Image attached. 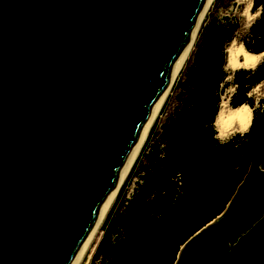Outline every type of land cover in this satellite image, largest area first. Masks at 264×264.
I'll return each mask as SVG.
<instances>
[{
	"label": "water",
	"instance_id": "water-1",
	"mask_svg": "<svg viewBox=\"0 0 264 264\" xmlns=\"http://www.w3.org/2000/svg\"><path fill=\"white\" fill-rule=\"evenodd\" d=\"M205 2L0 0V264L79 263ZM173 264H264V168Z\"/></svg>",
	"mask_w": 264,
	"mask_h": 264
},
{
	"label": "trees",
	"instance_id": "trees-1",
	"mask_svg": "<svg viewBox=\"0 0 264 264\" xmlns=\"http://www.w3.org/2000/svg\"><path fill=\"white\" fill-rule=\"evenodd\" d=\"M258 5L264 0H254V10ZM235 28L220 21L207 25L188 67L181 106L164 126L126 204L123 233L111 244L108 264H173L180 246L231 203L251 165H264V99L253 108L250 131L225 143L213 136L221 93L230 83L220 86ZM243 43L251 52L264 49V9ZM262 79L264 58L255 71L237 69L231 82L239 88L230 104L252 106L254 98L245 93Z\"/></svg>",
	"mask_w": 264,
	"mask_h": 264
},
{
	"label": "rangeland",
	"instance_id": "rangeland-1",
	"mask_svg": "<svg viewBox=\"0 0 264 264\" xmlns=\"http://www.w3.org/2000/svg\"><path fill=\"white\" fill-rule=\"evenodd\" d=\"M245 3L246 0H242V2L240 3H237V0H214L213 4L208 9L201 25V28L199 30V33L197 35L194 47L186 63L181 69L180 74L173 86L170 95L165 101V104L163 105L160 114L156 118L149 132L147 140L144 143V146L140 151L132 169L130 170L124 183L120 187L118 195L113 205L111 206L82 264H108L107 260L111 244L123 233L126 215V204L128 200H130L133 196L137 184L141 180V176L144 173V170L148 164L149 156H151L153 151L156 149L158 143L161 141L162 130L164 126L169 122V120L175 114L176 110L181 106V101L183 98V84L187 78L188 67L193 62L196 47L201 42L207 25L210 22L212 23L213 21H220L230 24L232 26H236L233 37L236 38L237 43L243 41L249 30V27H245L244 16L241 15V12L245 7ZM251 11H256L253 8V4ZM229 82L230 83L223 88V91L221 93V95H223L224 99L226 100H228L229 96V94L226 92V89L232 83L231 81ZM259 92H264V85L261 86ZM259 92L253 93L252 97L254 98V101L255 97L259 95ZM261 98L264 99V96H260V99ZM228 104L231 105L230 100ZM238 132L239 131H236L234 132V134ZM234 134H230V137ZM257 166L264 168L263 164L259 162H254L251 165L249 172L244 179H246L252 172L253 168ZM230 204H228V206L226 207L227 209L229 208Z\"/></svg>",
	"mask_w": 264,
	"mask_h": 264
},
{
	"label": "clouds",
	"instance_id": "clouds-1",
	"mask_svg": "<svg viewBox=\"0 0 264 264\" xmlns=\"http://www.w3.org/2000/svg\"><path fill=\"white\" fill-rule=\"evenodd\" d=\"M242 2V0H237V3ZM254 0H246L245 7L243 8L241 15L245 18V27H250L256 18L260 16L261 10L264 9V5H258L255 12L251 11L252 4ZM225 52L227 53L225 63H223L222 68L227 75L224 76L223 80L220 81V86L223 87L224 81H232L234 79V73L237 69H251L255 71L258 64L261 62V59L264 58V49L259 52H250L248 51L243 41L237 43L235 37L227 44L225 47ZM243 59H240V57ZM231 69V71H229ZM264 85V79L258 81L252 88H250L245 95L253 96V93H258L261 86ZM239 88V83H231L226 92L229 94L228 100L224 99L221 95L219 104L221 105L220 111L223 110V106L229 103L231 95L236 92V89ZM260 96H264V92H259V95L255 97L254 104L250 106L246 101H242L235 108L230 110V114L227 117V120L224 122L222 127L217 128L213 136L220 143H225L229 138L230 134L239 131L241 135L245 132L250 131L251 123L254 118V107H260ZM233 120L239 121V127L233 128Z\"/></svg>",
	"mask_w": 264,
	"mask_h": 264
},
{
	"label": "bare ground",
	"instance_id": "bare-ground-1",
	"mask_svg": "<svg viewBox=\"0 0 264 264\" xmlns=\"http://www.w3.org/2000/svg\"><path fill=\"white\" fill-rule=\"evenodd\" d=\"M213 2H214V0H206L205 4L201 10V13H200L195 25H194V28H193V30H192V32H191V34L187 40V43H186V45H185V47L181 53V56H180L176 66H175V69L170 76L168 84H167L164 92L162 93L161 97L159 98L158 102L156 103V105L154 106L153 110L151 111V113L149 115V118H148L147 123L145 125V128L143 130V133H142V135H141V137H140V139H139V141L135 147V150H134L132 157L128 163V166L125 170V173H124L123 177L120 179L119 183L117 184V186H116L113 194L111 195L109 201L105 205L103 213H102L101 218L99 220L98 226H97L96 230L94 231V233L92 234V236L90 237V239L85 244L82 256H81L78 264L83 263L87 253L89 252V249L91 248V246L94 242L95 237L97 236V233L99 232V230H100L111 206L113 205V203H114V201L118 195L120 187L124 183L126 177L128 176L130 170L132 169L140 151L142 150L144 143L147 140L149 132H150L156 118L160 114L161 109H162L163 105L165 104V101L167 100L168 96L170 95V93L173 89V86H174V84H175V82H176V80L180 74L181 69L183 68L184 64L186 63V61H187V59H188V57H189V55H190V53L194 47L197 35L199 33V30L201 28V25L203 23L205 15H206L208 9L213 4ZM240 59H243V57L241 56ZM235 107L236 106H232V105L227 104V105L223 106V110L220 111L221 105L219 104V109H218V112H217V115H216V118L214 121L216 129L223 126L224 122L227 120L228 115L230 114V110L235 108ZM232 127L238 128L239 127V121L233 120Z\"/></svg>",
	"mask_w": 264,
	"mask_h": 264
}]
</instances>
